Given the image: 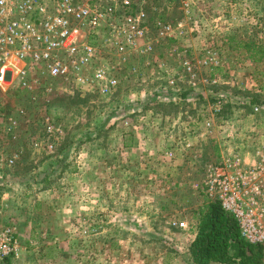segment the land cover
Segmentation results:
<instances>
[{
	"label": "rangeland",
	"instance_id": "374dc122",
	"mask_svg": "<svg viewBox=\"0 0 264 264\" xmlns=\"http://www.w3.org/2000/svg\"><path fill=\"white\" fill-rule=\"evenodd\" d=\"M149 3L152 34L156 19L183 34L156 33L111 96L0 92V230L19 242L0 264H200L206 169L264 141V0Z\"/></svg>",
	"mask_w": 264,
	"mask_h": 264
},
{
	"label": "built area",
	"instance_id": "2783aa9c",
	"mask_svg": "<svg viewBox=\"0 0 264 264\" xmlns=\"http://www.w3.org/2000/svg\"><path fill=\"white\" fill-rule=\"evenodd\" d=\"M149 4V0H0V92L16 86L49 97L62 82L79 93L111 96L119 83L117 71L136 56L146 59L154 50L156 33L159 38L183 34V22L174 26L160 19L153 22L152 34ZM184 68L195 78L190 63ZM168 82L176 84L175 77ZM47 127L48 133L54 131ZM48 148L54 149V144ZM203 190L236 218L246 241L264 244V141L252 151H237L209 165ZM179 226L185 228L186 223ZM18 247L14 228L1 229L0 258L17 253Z\"/></svg>",
	"mask_w": 264,
	"mask_h": 264
},
{
	"label": "trees",
	"instance_id": "16d2710c",
	"mask_svg": "<svg viewBox=\"0 0 264 264\" xmlns=\"http://www.w3.org/2000/svg\"><path fill=\"white\" fill-rule=\"evenodd\" d=\"M263 246L246 241L236 218L217 202L208 223L200 227L192 254L200 264H230L236 258L247 264L259 259Z\"/></svg>",
	"mask_w": 264,
	"mask_h": 264
},
{
	"label": "crops",
	"instance_id": "0c3cea01",
	"mask_svg": "<svg viewBox=\"0 0 264 264\" xmlns=\"http://www.w3.org/2000/svg\"><path fill=\"white\" fill-rule=\"evenodd\" d=\"M1 180V179H0ZM0 190H1V188H0ZM0 197H1V191H0Z\"/></svg>",
	"mask_w": 264,
	"mask_h": 264
}]
</instances>
